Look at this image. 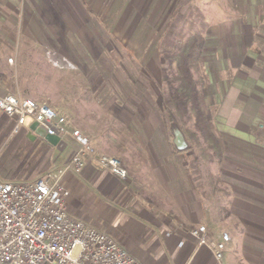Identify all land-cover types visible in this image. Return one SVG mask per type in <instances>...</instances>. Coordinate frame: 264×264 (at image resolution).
Listing matches in <instances>:
<instances>
[{
    "label": "crops",
    "instance_id": "0c3cea01",
    "mask_svg": "<svg viewBox=\"0 0 264 264\" xmlns=\"http://www.w3.org/2000/svg\"><path fill=\"white\" fill-rule=\"evenodd\" d=\"M7 1L9 0H0V34L5 26V22H2L6 18H12L16 21L14 35H30L32 41H35H31V45L24 44L15 48L16 61L28 58L23 53L33 52L38 63L47 62L54 57L55 68L71 72L76 68H92L99 59L98 53L104 46L83 29L89 22L92 27L88 30L89 33L96 31L98 26L92 19L97 15L90 13L93 9L91 3L97 5L107 3L108 0H39L40 5L42 2L48 4L46 10L43 8L47 14H51L50 10L54 13L57 8L63 10V16L72 30L70 33L51 30L49 25L42 22L44 19L38 16L35 4H32L30 14L38 22L41 19L40 27H37L34 34L22 30L21 23V28L18 29L20 24L17 17L12 13L10 14L13 16H8L9 11L15 13L16 8L9 10L2 6ZM236 1L248 4L250 12L239 8L237 19L233 21L229 18L221 26L216 50H211L212 54H208L211 69L208 73L209 83L221 85L224 95L226 92L233 93L230 98H223L224 111H227H223L221 116L222 127L216 126L222 137L224 152L221 162L213 169L223 180L222 191L216 192L214 186L209 185L208 179L204 187L203 176L195 168L193 157L182 154L188 143L180 129L174 128L173 143H153V134L160 125L152 126L149 122L140 126V138L144 142L136 143L142 156V164L146 165L144 172H153L149 174L148 189L142 186L140 178L131 173V169L128 170V178L122 179L99 168L92 160L86 161L80 173L66 171L64 174V183L70 189L66 202L72 215L88 221L115 238L140 264H264V55L262 45L245 43V37H248L247 40L255 37V41L264 38V0ZM114 2L116 3L115 0H110L111 4ZM87 5H90L89 9ZM77 13L79 19L85 22L82 25L84 28L78 27L76 23ZM108 14L113 16L112 7ZM114 14L117 16V13ZM42 16L50 19L48 15ZM253 20L256 22L252 24L250 21ZM71 36L77 38L73 39ZM6 70L7 68L0 72V93L24 96L18 81L26 76L23 68L16 69L14 75L10 71L6 73ZM30 73L33 77L38 74L36 70H31ZM86 77L85 75V79H81L90 83L91 93L95 96L98 94L96 86L107 82L102 77L97 80L91 77L89 81ZM102 90L105 91V88ZM219 90L220 86H214L212 96H206L208 106L214 105V96ZM103 91H100V97L102 100L107 98L99 107L97 102L98 110L94 112L93 118H89L91 124L73 111L70 93L66 92L63 96L62 114L67 116L69 125L92 137L94 142L104 140V143H108L107 139L111 138L107 134L115 131H118L116 133L119 136L124 133L127 138H134L130 124L134 110L125 109V116L121 114L124 116L122 117L114 105L115 98L108 96L109 91ZM0 114L5 116L1 110ZM112 126L115 128L111 129ZM19 132H23L25 138L29 137L28 126H24ZM129 133L131 136L128 137ZM33 135H36L34 141L38 140L53 148L54 165L60 168L68 163L78 146L69 135L62 137L56 146L35 133L32 137ZM167 144L169 148H174V157L167 156ZM134 182L138 186L132 187ZM215 196H218L217 200ZM216 215L220 216V220L216 219ZM213 222H221L222 227L228 228L230 233L218 230ZM199 223L213 227L217 239L224 232L229 233L230 240L221 262L206 245H200L191 235V230Z\"/></svg>",
    "mask_w": 264,
    "mask_h": 264
},
{
    "label": "rangeland",
    "instance_id": "374dc122",
    "mask_svg": "<svg viewBox=\"0 0 264 264\" xmlns=\"http://www.w3.org/2000/svg\"><path fill=\"white\" fill-rule=\"evenodd\" d=\"M115 1L116 3L114 2L113 4L110 3V0H108L107 3H100L97 5L91 3V7L93 8L92 12H90V10L88 11L92 13V15H97L95 19H92L95 25L98 26L94 33H89L88 31L92 28L89 22H86L85 28L82 26L85 22L79 19L77 13L76 23L78 27L84 28L83 30H85L84 32L87 33V35L90 34L91 36H89L92 39H95L99 44L102 43L104 46L103 50L98 53L99 59L92 68H76L75 71L71 72H68V70L64 71L57 67L55 68L54 57L49 60L48 55L47 59L49 61L38 63L33 52H29V54L23 53V55H27L28 58L23 57V59H17L16 61L15 48L17 49L18 46L24 44L31 45L32 39L30 35H14V22L16 21L12 18L8 20L6 18V21L2 22H5V26L2 27L0 34V72L2 69L7 68L6 73L10 71L14 75L16 69L19 70L23 68V72L25 71L24 73H26V76H23L22 80H18L21 93L24 96L27 95L30 96V98H36L35 100L39 102L49 104L59 113H63V96L69 91L70 104L73 111L79 113L81 118L84 119V121L86 120L89 124L92 123L90 119L94 117V112L98 110L97 102L99 103V107V105L104 104L102 101L107 98L105 97L102 100V97H100V91H103V88H105L103 92L108 93L109 91L108 96L111 95L113 96L112 98H115L114 105L118 109L120 115L124 114L123 112H125V109L134 110L133 117L131 118L132 120L130 119V124L133 128L132 134L135 135V137H133H138L137 139L130 138V133L129 135L127 134L129 138H127L124 133L122 136H119L120 134L116 133L118 131H115L110 133L112 136L109 133L107 134L111 138V140L107 139V141H109L108 143H104V140H97V144L92 137L83 133L92 139L98 153L117 157L121 161L122 165L127 170V178L128 170L131 169V173H135L136 176L140 178V180H138L143 184L142 186L148 189L149 185L147 182L149 181V174H153V172H144L146 165L142 164V156H140L141 154L137 150L136 143L144 142V140L140 138L142 135L140 132L142 128L140 126L148 122L151 123L152 126L155 124L160 125L156 127V131L153 134V143H173L174 128L180 129L184 140L187 141L180 119L172 112L169 86L167 83V76L170 69L165 55L170 53L175 46L177 41L176 32L190 17V12L194 7H199L210 23V43L203 56L207 72V83L204 87V94L205 98L208 94L212 96V89H214V86L218 88L220 86V90L214 96V105H207V110H209V117L213 119V121H216V126L222 127L221 116H223L224 111L223 98L228 99L233 96V93L230 92L228 94L226 92L224 95L221 85L209 83L208 73L211 72V69H209L210 59L208 54H212L210 53L211 50H216L221 26L223 27L229 18L235 21L240 11L239 8L248 13L250 10L248 4H239L236 0ZM40 3L39 0H9L2 6L9 10L16 8L15 13L9 11L8 16L14 15L17 17L19 24H23L22 30L31 32V34L36 33L38 30L37 27H40L42 18L44 19L42 22L45 23V25H49L51 30L60 33H70L72 28L68 25V20L64 18L63 10L57 8L54 13L50 10L51 14H47L44 12L43 8L46 10L48 4L42 2V5H40ZM32 4H35L34 9L41 18L39 22L30 14L32 11ZM88 6L90 5H87V7ZM110 7L113 8V16L111 17L110 14H108ZM93 10L97 13L95 14ZM114 13H117V16ZM42 14L48 15L50 19H46ZM240 21L243 22V20ZM250 22L253 24L256 21L253 20ZM21 24L18 25L19 30ZM71 37L73 39L77 38ZM247 38L248 37H245V43L253 42L262 45V53L264 55V38H262V40L256 39L257 41H255V37L248 40ZM34 40H36V38ZM240 41L243 42V40ZM32 42L35 43V41ZM19 54L21 53L19 52ZM29 55H31L30 57L32 58H30ZM9 57L15 59L14 64L8 62ZM32 61L33 66H31ZM31 70H36L38 72L36 77L31 76ZM213 71L216 72V69L213 68ZM85 75L88 81L91 77L94 78V80L101 79L100 77H102L107 81L106 84L101 83L96 86L98 89V94H96V96L91 93L90 83L82 81L81 77L83 78ZM109 81H112V83ZM27 89L29 90L28 92L25 91ZM80 98L81 100H79ZM225 101L227 102L228 100ZM163 104L166 105V110L163 108ZM226 111L227 109H225L224 112ZM121 116L124 117L125 114ZM84 117H86V119ZM119 126L121 129L122 126L120 122ZM114 128L113 126L111 127V129ZM12 129L13 121L8 119L6 115L3 116L0 114V177L4 180H35L48 172H57L65 167L60 168L54 165L52 156L53 148L46 143H40L38 140L34 141V139L29 137L25 138L23 132H17V134L15 133L16 135L14 134V137H11L13 136ZM108 129L111 130L110 128ZM123 136H125V138ZM203 142L202 140V143ZM187 143L188 147L185 151H182V154L192 156L195 146L190 147L188 141ZM166 147H168V149H166L167 156L169 158L174 157V148L172 146L169 148L168 144ZM100 150H102V152ZM195 168L200 171L199 166L196 164ZM136 182H134L133 185L131 184L132 187L138 186ZM215 197L217 200L218 196ZM216 216L219 217L216 219L220 220V216ZM215 226H218V230H226L229 232L228 228L222 227L221 222H218Z\"/></svg>",
    "mask_w": 264,
    "mask_h": 264
},
{
    "label": "built area",
    "instance_id": "2783aa9c",
    "mask_svg": "<svg viewBox=\"0 0 264 264\" xmlns=\"http://www.w3.org/2000/svg\"><path fill=\"white\" fill-rule=\"evenodd\" d=\"M13 57L8 62L14 64ZM0 110L13 121L12 134L36 121L47 133L69 135L78 144L64 168L35 180L6 181L0 177V264H140L115 238L69 211L66 171L80 173L87 160L122 179L127 170L114 156L98 153L92 139L71 128L67 116L47 103L15 93H0ZM191 235L222 261L230 235L220 239L206 223Z\"/></svg>",
    "mask_w": 264,
    "mask_h": 264
},
{
    "label": "trees",
    "instance_id": "16d2710c",
    "mask_svg": "<svg viewBox=\"0 0 264 264\" xmlns=\"http://www.w3.org/2000/svg\"><path fill=\"white\" fill-rule=\"evenodd\" d=\"M190 13L176 32L174 48L165 55L170 69L167 83L172 112L180 119L190 147L195 146L192 156L200 168L204 187L208 179L217 192L222 191L223 180L213 168L223 158V141L208 115L204 94L207 72L203 56L210 43L211 26L199 7H194ZM163 108L166 110L165 104Z\"/></svg>",
    "mask_w": 264,
    "mask_h": 264
},
{
    "label": "water",
    "instance_id": "95a60500",
    "mask_svg": "<svg viewBox=\"0 0 264 264\" xmlns=\"http://www.w3.org/2000/svg\"><path fill=\"white\" fill-rule=\"evenodd\" d=\"M29 138L34 139L36 138L37 134L41 137H43L46 141H48L50 144L56 146L60 142V136L58 134L51 135L47 133V128L43 124H39L38 122L34 121L29 126ZM35 136V137H34Z\"/></svg>",
    "mask_w": 264,
    "mask_h": 264
}]
</instances>
